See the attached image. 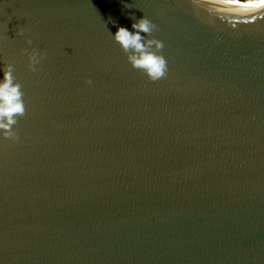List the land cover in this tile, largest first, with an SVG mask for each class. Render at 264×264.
<instances>
[{
    "label": "water",
    "instance_id": "water-1",
    "mask_svg": "<svg viewBox=\"0 0 264 264\" xmlns=\"http://www.w3.org/2000/svg\"><path fill=\"white\" fill-rule=\"evenodd\" d=\"M132 15L157 25L160 80L113 39ZM8 63L26 113L0 131V264H264V18L0 0V79Z\"/></svg>",
    "mask_w": 264,
    "mask_h": 264
},
{
    "label": "clouds",
    "instance_id": "clouds-1",
    "mask_svg": "<svg viewBox=\"0 0 264 264\" xmlns=\"http://www.w3.org/2000/svg\"><path fill=\"white\" fill-rule=\"evenodd\" d=\"M131 18V29L118 26L115 34L111 33L114 41L127 54V60L133 68L142 71L151 81L164 78L168 71L167 59L161 52L164 42L152 36L157 25L147 15L141 18L132 15ZM24 31L23 27H19V34L22 35ZM27 42L32 43L30 37L27 38ZM23 51L28 52L29 69L33 72L38 71L37 65L47 55L46 51L36 48L30 52L28 49ZM86 83L92 85L93 81L89 78ZM23 97L22 85L14 75V65L8 63L4 68L3 79H0V131L5 138L19 139L14 125L18 123V118L26 113Z\"/></svg>",
    "mask_w": 264,
    "mask_h": 264
},
{
    "label": "bare ground",
    "instance_id": "bare-ground-1",
    "mask_svg": "<svg viewBox=\"0 0 264 264\" xmlns=\"http://www.w3.org/2000/svg\"><path fill=\"white\" fill-rule=\"evenodd\" d=\"M231 17L241 21L264 18V5L260 0H210Z\"/></svg>",
    "mask_w": 264,
    "mask_h": 264
},
{
    "label": "snow or ice",
    "instance_id": "snow-or-ice-1",
    "mask_svg": "<svg viewBox=\"0 0 264 264\" xmlns=\"http://www.w3.org/2000/svg\"><path fill=\"white\" fill-rule=\"evenodd\" d=\"M260 4L261 5H264V0H260Z\"/></svg>",
    "mask_w": 264,
    "mask_h": 264
}]
</instances>
